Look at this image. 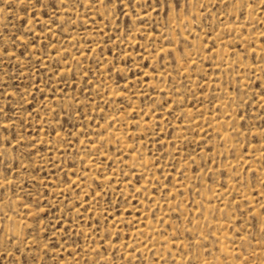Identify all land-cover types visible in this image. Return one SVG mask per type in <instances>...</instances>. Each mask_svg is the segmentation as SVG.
Here are the masks:
<instances>
[{
  "label": "rangeland",
  "instance_id": "obj_1",
  "mask_svg": "<svg viewBox=\"0 0 264 264\" xmlns=\"http://www.w3.org/2000/svg\"><path fill=\"white\" fill-rule=\"evenodd\" d=\"M212 260L264 264V0H0V264Z\"/></svg>",
  "mask_w": 264,
  "mask_h": 264
},
{
  "label": "bare ground",
  "instance_id": "obj_2",
  "mask_svg": "<svg viewBox=\"0 0 264 264\" xmlns=\"http://www.w3.org/2000/svg\"><path fill=\"white\" fill-rule=\"evenodd\" d=\"M215 54V53H214ZM222 62V61H221ZM225 62V61H224ZM225 66H227V63L225 64ZM221 136H223V134L221 135ZM224 136H225V134H224ZM224 136H223V138H224ZM227 136V135H226ZM95 165V164H94ZM138 166H141V164H139ZM137 166V167H138ZM108 179V178H107ZM205 206V205H204ZM206 207V206H205ZM206 208H209V207H206ZM206 208H205V210H206ZM204 210V213L206 212ZM134 233V236H135V240L137 239V240H141L143 237H145L148 233H149V228L147 227V228H138L135 232H133ZM129 245H132V243H130L129 242ZM150 245H152V244H150ZM140 247V246H139ZM225 248V247H224ZM224 248H221V249H224ZM226 250V249H225ZM223 251V250H222ZM141 252V251H140ZM224 253H226V252H224ZM228 254V253H227ZM225 255V254H224ZM226 256V255H225ZM228 257V256H227ZM226 258V257H225ZM205 264H208V262H206ZM210 264H213V260H212V262H210Z\"/></svg>",
  "mask_w": 264,
  "mask_h": 264
}]
</instances>
